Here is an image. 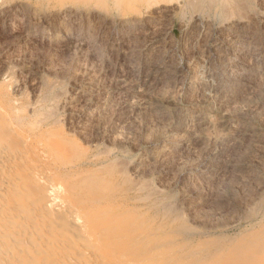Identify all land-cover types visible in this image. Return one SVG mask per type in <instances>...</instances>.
Segmentation results:
<instances>
[{"label": "bare ground", "instance_id": "bare-ground-1", "mask_svg": "<svg viewBox=\"0 0 264 264\" xmlns=\"http://www.w3.org/2000/svg\"><path fill=\"white\" fill-rule=\"evenodd\" d=\"M8 1L9 0H0V18L1 19H6L11 14H16L17 17H19L20 15L23 16V14H25V13H30L29 15H31L32 18H34V20L36 22L39 21L40 24H41V22L46 23V25L49 24L50 30H51V32L49 34H47V33H45V31H43L44 29H42V27L39 25V22L35 23L34 26L31 25L32 23L30 22L31 24L30 23L29 24L31 26H33V29L29 32V34H27L30 36V38L31 37L36 38V39H38V41L39 40H41V41L49 40L51 45L53 46V48L58 47L64 54H67V55L68 54L73 55L72 53L78 54V52L80 55L82 53L84 54L85 52H87L88 58L92 59V60H96V62L97 61L99 62V60H101V61L106 60L107 58H109L108 55H110L112 51L116 50V48H118L120 46V44L116 42L120 32H122L124 30H129V29H133V31L138 30L139 33H140V31H143L142 36H144V40H146L145 43L142 44L140 42V39H143V38H139L140 35L138 34V32H137V34L139 36H137L136 34H129L130 35L129 38L134 45L131 44V42H129V41H127V42L125 41V43H124V45L127 46V48L124 50V55H125L124 57L127 58L126 61L129 60L128 62H130L131 59L135 60L137 58V56H141V57L144 56L145 58H147L146 59L147 64L145 66L143 65L146 68L147 74L145 77H143L141 75L142 79L144 78V80H143L144 82H142L143 83L142 85L141 84L140 85H133L135 83L132 84V81L137 79L135 77H134L135 79L130 82L129 76L132 75V73L130 71H132L133 69L130 70V68H128V67H127L128 71L126 68H124V70L127 71L128 74L123 75V76L121 75V77H119L120 79L118 80V83L121 84L123 87L125 86V88L127 87L126 89H128L129 91L128 90H126V91L130 92L129 94H131V99H130V97L128 99V101L129 100L131 101L129 104L130 110L126 109L125 111L131 113V110L137 111V110L142 109L145 105H148V102H147V96L148 95H150L151 93H153L154 91H156L160 88L162 89V87L163 88L165 87V88H167L166 90H169L168 92H170V94L168 96V103L173 102L175 105L176 111L179 112V110L181 109L183 114H186L187 116L188 115L191 116L190 118L192 119V121H190V122L188 121L189 124L186 126V129L188 130L189 125H193V126H195L197 131H200V133H201V131H207V134L204 133V135L197 137L196 131H195V133H189L190 131L188 130L189 132L187 133L185 131L186 129L184 127V128H182V129H184L182 131L183 136L187 137L188 140L190 139V140L194 141L195 148H196V146H206L207 149L206 148L205 149L209 152V155H210L211 151H213L212 149H216V148H214V145L219 141V138L222 135L221 134V131H222L221 128H223L225 126L228 127V124L233 119V118L231 119V114H233L234 112L235 113L237 112V111H234V112L232 111V112H230L231 114L229 115L228 112L225 111L226 110V109H224L225 105L223 104L224 99L221 96L222 88H221L219 81L223 78L224 74L227 75V74L231 73L236 67L234 65H228V66L224 67L223 69H220V67L222 65H224V63L226 61H229V59L227 57H230L229 54L232 51H229V49H228L229 53L226 52L227 53L226 56H224V57L219 56L220 55L219 53L221 52L220 51V49H221L220 44H222L223 42L221 43V37L220 38L214 37L215 35L212 36V34L214 33L213 30H212V34L210 33L211 34L210 38H211V36L213 38L210 40H205V38L208 37L209 33L207 34V32H206L207 36H204L205 32H204V35H203V33H200L199 37L203 38V40L200 41L201 43H200L199 47L193 48V52L191 55H189L188 52H186L189 56L187 55V57H185V58H180V63H182V64H180L178 62L180 64V66L178 65L179 66V68H178V67H175L177 65H175L173 59L168 54L169 48L167 49V46L169 47L170 45H168L169 43L167 44V42L165 41L166 39L158 37V36L154 37L157 34H155L151 38L149 36V34L151 35V32H152V29L150 28V24L153 23V21L161 22L164 15H165V11H164L165 9L162 8L163 6L157 5L155 7H152V4L155 0H47L49 5H51V4L55 5L53 11L44 10L42 8L34 7L32 4L29 3V1H32V0H29V1L28 0L27 1L17 0L16 2H13V3H10ZM215 1L216 0H198V1L193 0L192 3L190 1H188V2L191 3L193 8H197L200 10V9L205 8L207 3H209V4L212 3V5H213V3ZM255 1H257V0H255ZM255 1L253 0V2H255ZM255 3H257V2H255ZM220 4L222 5L223 11L225 10V12L228 11L230 9V7L236 8L239 11H243V10L247 9V7H246L247 3L245 0H221ZM261 5L263 6V4H261ZM261 5H259L260 8L264 9V6L262 7ZM209 7L211 8L212 6L210 5ZM177 9L175 8V6L169 7L170 12L176 11ZM184 11H185V9H184ZM184 11H182V12H184ZM215 12H213L214 15H215ZM188 13H189V11H188ZM193 13H195V12H192V14ZM259 13H260V11H259ZM225 14L226 13H224V16H225ZM234 14L236 16V13H234ZM240 14L244 15V12H242ZM249 14H250V12H249ZM166 15H168V13ZM170 16H168V19H170ZM27 17H28V15H27ZM245 17H247V15ZM32 18L29 17L26 19H28V21H29V19H32ZM193 18H194L193 19V25H194L193 27L195 29L203 28L204 26L208 25L204 21V19H203L204 17L202 18L201 15H195V17H193ZM237 18H239V17H237ZM262 18H264V17H262ZM262 18H261V20H262ZM11 19H12V17H11ZM251 19H249V20L251 21ZM19 21H21V20H19ZM230 21H232V20H230ZM262 21H261V23H262ZM23 22H25V21H23ZM254 22H255V20H254ZM163 23H165V22H163ZM227 23H225V24H227ZM161 25H162V22H161ZM161 25H160V27H161ZM216 25H218V24H216ZM45 26H44V28H46ZM246 26L249 27L250 23L243 20L242 18L241 19H235L228 25V29H234V31H233L234 39L238 38V40H245V42L248 41V43H250V47H253L256 40H257L256 39L257 37L254 35L255 32L247 31V30H249V28H247V30H245ZM207 27H205V28H207ZM190 28H192V27H190ZM223 28H224V26H223ZM226 28H227V25H226ZM28 29H29V27H28ZM28 29L27 30L25 29V32H27ZM207 29H209V27ZM153 30H156V29L154 28ZM166 30L167 29H165V31ZM189 30H191V29H189ZM217 30H219V29L217 28ZM237 30H239V31H237ZM165 31H164V33H165ZM225 31H226V29H225ZM229 31H231V30H229ZM78 32L82 33L79 36V38L77 37L79 35V34H77ZM126 32L127 31H125V33ZM217 32L219 33V31H217ZM23 34H25V33H23ZM260 34H259V36H260ZM163 35H162V37H163ZM189 35H188V38H189ZM223 35H224V33H223ZM25 36H26V34H25ZM166 36L169 37L170 35H166ZM195 36H198V35H195ZM227 36L229 37V35H227ZM193 37H194V35H193ZM169 38H171V37H169ZM194 39H195V37H194ZM206 39H208V38H206ZM225 39H227V38H225ZM171 40H172V38L170 39V41ZM27 41H29V40H27ZM187 41L190 42V41H193V39L191 38V39L185 40L184 42L182 40V42L185 43L186 46H187V44H186ZM225 41H228V40H225ZM172 42H170L171 45H173ZM233 42H236V41L234 40ZM237 42L239 43V41H237ZM260 42H261V38H260ZM30 43H31V41H30ZM39 43H40V41H39ZM126 43H128V44H126ZM194 43H195V41H194ZM239 45H241V44H239ZM40 46H41V44H40ZM49 48H50V46H49ZM58 48L55 49V51L58 50ZM182 48L184 50L186 47L183 46V44H182ZM260 48H262V46ZM247 50H249V49L247 48ZM253 50H254V48H253ZM253 50L247 51L246 53L243 52V54L245 53L244 58H246V59L250 58V61L251 60L253 61V65L251 63L252 66H250L249 61H248L249 65L246 64L245 62L244 63L241 62V65L239 67L240 69H242L244 71H246V70L248 71L250 68L252 69L253 67L258 66V65L261 66L264 63V60H262V59L261 60L263 61V63L260 60L254 61L255 56H254ZM52 51H53V49H52ZM180 51L181 50H179V52ZM162 52L166 53V57H165V59L160 60V58L162 56L160 54ZM234 52H236V51H233V53ZM258 52H260V51H258ZM258 52H256V53L259 54ZM58 53H60V52H58ZM112 55H114V54L112 53ZM159 55H160V58H159ZM171 55H172V57L174 56L173 54H171ZM84 56H86V55L84 54ZM71 57H73V56H71ZM110 57L112 58L111 55H110ZM77 58L79 59V57H77ZM114 58H112V59H114ZM117 58L120 61V58L118 57V55H117ZM256 58H258V57H256ZM63 59H64V57H63ZM80 59H81V57H80ZM82 59H83V56H82ZM88 60L86 62H88ZM109 60H110V58L108 59V61ZM243 60H241V61H243ZM137 61H136V63H137ZM230 61L233 62V60H230ZM232 62H230V63H232ZM138 63L140 64L141 62H138ZM138 63H137V65H139ZM94 64L95 63H93L92 65H94ZM97 64L99 65V63H97ZM102 64H100V65H102ZM124 65L125 64H123V66ZM235 65H237V64H235ZM94 67H95V65H94ZM103 67H105V63L103 65ZM120 67H122V66H120ZM135 67H136V65L134 67H131V68H135ZM138 67H141V66H138ZM237 67H238V65H237ZM90 68H91V66H90ZM111 68H113V67H111ZM141 69H142V67H141ZM256 69H258V68L256 67ZM91 70H94V69L92 68ZM98 70H99V68H98ZM102 70H104V69H102ZM138 70H139V68H138ZM4 71H5V69H4ZM97 71H95V72H97ZM111 71H113V69H111ZM107 72H109V71H107ZM117 72H118V70H117ZM122 72H124V71L122 70ZM132 72H135V69ZM140 72H141V70H140ZM237 72H238V70H237ZM240 72H238V73H240ZM262 72H263V70H262ZM189 73L192 74V77L190 78L187 75L188 77H186V78L188 80L184 81L183 77ZM122 74H124V73H122ZM134 75L136 76L137 74H134ZM231 75H233V74L231 73ZM254 75H253V77H254ZM101 76H104V75H101ZM132 76H131V78H132ZM227 77H229V76H227ZM245 77H248V76H245ZM90 78H92V77H90ZM182 78H183V81H182ZM242 78H244V77H242ZM258 78H259V76H258ZM253 79H251V80H253ZM90 80H92V79H90ZM141 80L139 79L138 81L140 82ZM230 80L232 81V79H230ZM44 82L46 83L47 81L44 80ZM238 82L239 81L235 80L232 83H234V85H235L236 83L238 84ZM242 82H243V80H241V83ZM248 82H249V80H248ZM263 82L264 81H262V83ZM94 83H95V81H94ZM198 83H200V85H201L200 88L196 87L197 89H194V85L198 84ZM45 85H46L45 92L43 91L44 92L43 95L45 97L47 95L53 94L54 95L53 98L55 97L54 99L56 100L55 102L56 103L58 102L57 107L60 109L64 105H66V103L68 102L67 101L68 95H66V92L63 90H60L58 92V90H57V89H59V86H58L59 83L58 82L53 81L50 83H46ZM118 86H120V85H118ZM243 86L244 85L241 84V87H243ZM19 87H18V89H19ZM235 87H236V85H235ZM38 88H39V86H38ZM252 88H253V86H252ZM178 89L181 90V93H184L182 99L178 98V96H177L178 99L174 98V95H175L174 93H177ZM15 90H16V88H15ZM20 90H17V91H20ZM82 91H84V90H82ZM193 91L197 92L196 95H198V97L200 96V99H201V101H200L201 105L200 106H198L199 104L196 105L197 107L188 105L190 101L187 100V98H188L187 96L189 95L190 92H193ZM223 91H225L224 88H223ZM156 92H155V94H156ZM230 92H231V90H230ZM251 92H253V91L251 90ZM238 93L239 92H237V95H238ZM245 93L248 94L247 91H245ZM245 93L243 92V94H245ZM83 95H84V93H83ZM89 95H90V93H89ZM93 96H96V95L93 94ZM235 96H236V93H235ZM241 96H243V95L240 94V97ZM74 97L75 96H73V98ZM194 97H196V96H194ZM231 97H233V96H231ZM236 98H238V97H236ZM39 99H40V97H39ZM46 99H48V98H45L44 101ZM5 100L6 99H4V96L0 93V264H182L183 263L182 261H179L177 259L174 260L171 257L169 258L167 256V252H168V248H174L175 247V242L171 238V236L179 234L180 231H182V229L185 228V224H182L181 227L176 226L175 228H172V229L170 228V229L166 230V229H162V227H161V225L163 223H160L158 225L149 224L146 220L142 219V215H143L142 213H139V214L137 213V210H140L143 207L137 206L136 202H143L144 203L149 199V197L147 195H143V190H144L145 185L143 183L141 184L140 182H138V180L141 181L140 177H141V174L144 172L141 173L140 171H142L143 169L139 170L137 168L139 166L136 167L134 165L132 167L130 166V168L126 169L125 165H124L126 163L122 162V161H125L126 159L125 160L123 159L122 161L119 160L120 162L123 163L122 166L120 164L121 167H119V164H117L113 160H112L113 162H109L108 164H100L98 166L87 165L88 163H90V160L92 159V158H90L91 156H90L89 149L84 148L82 145L75 143L72 140V138L68 135V132L66 131V129L64 127H61V119H60L61 116L59 117V114L57 113L58 110H55L54 106L51 107L50 109H48V111L46 110L47 112H45V113L43 112L40 114H36V105L30 106L28 108H27L28 105H26L25 108H20L16 105L17 99L9 100L6 103H5ZM189 100H190V98H189ZM197 100H199V99H197ZM52 101H54V100H52ZM235 101H237V99ZM235 101L229 100L226 104L227 108L232 106V104H235ZM37 103H38V101H37ZM51 103H53V102H51ZM40 104H41V101H40ZM110 104H111V101H110ZM238 104H240V102H238ZM111 106H112V104H111ZM237 106H239V105H237ZM242 106H241V108H243ZM190 107L192 109H189ZM66 108H69L68 104H67ZM148 108H150V107H147V109ZM228 109L232 110V108H228ZM244 109H246V111L249 110V108H248V110H247V108H244ZM241 110H239L238 112H240ZM98 111H100V110H98ZM150 111H151V109H149V112ZM152 111H153V108H152ZM85 112H87V110ZM88 113H86V114H88ZM130 113L128 114V116L130 115ZM142 113L144 114L145 112H142ZM146 113H148V112L146 111ZM244 113H245V110H244L243 114ZM246 113H248V112H246ZM154 114L156 116V113H154ZM154 114H153V116H154ZM163 114H164V112H163ZM208 114L218 115V118H219L218 121L215 122V121L209 120L207 117ZM248 114H250V113H248ZM248 114H246V115H248ZM109 115H110V113H109ZM177 115H181V114L177 113ZM236 115L237 114H235L233 116H236ZM74 116H76V115H74ZM132 116L135 117V114L133 113ZM150 116H152V114ZM71 117L73 118V116H71ZM82 117H80V118H82ZM179 117H181V116H179ZM179 117H175L174 122H176L178 119L180 120ZM69 118H70V116H69ZM97 118H98V115H97ZM155 118H157V116ZM165 118H167V117H165ZM84 119H87V118H84ZM92 119H94V118H92ZM127 119H129V118H127ZM130 119H132V118H130ZM161 119H163V117ZM241 119H239V120H241ZM98 121H95V123ZM160 121L162 123V121H165V119L160 120ZM181 121H182V118H181ZM75 122H76V120H75ZM81 122H83V121H81ZM76 123L78 124V122H76ZM79 123H80V121H79ZM239 123H241V122H239ZM67 124H69V123H67ZM157 124L158 125L160 124L159 121ZM177 124H178V122H177ZM81 125H83V124H81ZM243 125L244 124H242V126ZM262 125H263V123H262ZM161 126H159V127H161ZM235 126H237V124ZM86 127H88V126H86ZM164 127H165V125H164ZM234 127L232 129H234ZM245 127L246 126H244V128ZM161 128H163V126ZM173 128H174V126L172 127V129ZM230 128H227V130ZM239 128H241V126H239ZM165 129L167 130V128H165ZM178 130H179V126H178ZM169 131L170 130H168V132ZM193 131H194V129H193ZM193 131H191V132H193ZM250 131L252 132L253 130L250 129ZM261 131H262L261 129L256 130L255 131L256 133L255 132L253 133L254 136L255 135L257 136L258 134L260 135ZM231 132H229V133H231ZM72 133H73V131H72ZM238 133H239V131H238ZM248 134H249V132H248ZM92 135H93V133H92ZM174 135L176 136V134H174ZM171 136H170V139H171ZM232 136H228V137L231 138ZM240 136H238V137H240ZM246 136H248V135H246ZM258 136H257V138H258ZM255 137H254V140H252V141H255V139H257ZM162 138H163V136H162ZM174 138H172V139H174ZM246 138H248V137H246ZM92 139L94 140V138H92ZM112 139L114 141V138H112ZM240 139H241V137H240ZM181 140H182V138H181ZM246 140H248V139H246ZM249 140H251V139H249ZM85 141H86V138H85ZM235 141H237V140H235ZM235 141L234 142L232 141L233 142L232 144H234ZM260 141H261V139H260ZM86 142H88V141H86ZM89 142H90V140H89ZM96 142H98V141H96ZM108 142H110V140ZM119 142L123 143V141H120V140H119ZM119 142H118V144H119ZM164 142H166V141L164 140ZM223 142H224V140H223ZM230 142H231V140L229 141V144H230ZM263 142H264V140H263ZM151 143H152V141H151ZM151 143H150V145H151ZM157 143H160V142H157ZM179 143H180V141H179ZM186 143H188V142H186ZM237 143L235 145H237ZM92 144L94 145V142ZM113 144H114V142H113ZM225 144L227 146V143H225ZM222 145H223V143H222ZM222 145H221V147H222ZM165 146L166 145H164V147ZM229 147H230V145H229ZM241 147H243V146H241ZM178 148H180V147H178ZM195 148L192 147V151ZM185 149H188V148H185ZM157 150H159V148ZM177 150H174V151H177ZM198 150L200 151V148ZM141 151H143V150H141ZM201 151H202V149H201ZM207 151H206V154H207ZM222 151H223V147H222ZM181 152H179V153L181 154ZM183 152H184V150H183ZM177 153L178 152H176V154ZM218 153L216 152L215 155ZM151 154H153V153H151ZM187 154H190V153L187 152ZM103 155L108 157L109 155H111V151H107V152L105 151V153L96 154V156L94 157L97 160L96 162H98V160ZM196 155H198V153ZM209 155L208 156L206 155V156L209 158ZM139 157H140V155H139ZM190 157H192V156H190ZM155 160H157L156 157H155ZM155 160H153V161H155ZM149 161H151V160L149 159ZM128 165H126V166H128ZM143 165H145V164H142L141 166L143 167ZM148 165H149V163H148ZM242 165H244V163ZM246 165H248V164H246ZM240 166H238V167H240ZM229 167H231V166H229ZM248 167H249V165H248ZM146 168H145V170H146ZM150 169H153V168L149 167L148 168L149 171L148 170H146V171L150 173ZM250 169H251V167L249 168V171H250ZM243 170H244V168H243ZM128 173H131L132 175H134V178H136V180H137L136 184L134 182V185L131 186L130 188L125 187V183H126L125 178H126V175H128ZM131 174H129V176ZM143 175L146 176L145 173ZM189 175H190V173H189ZM129 182H131V181H129ZM245 183H246V181H245ZM147 186H149V185H147ZM159 186L161 187L163 185H159ZM145 189H147V188H145ZM130 191L134 192V195L136 196L135 203L129 202L127 200L125 201L124 196H125V194L130 193ZM262 191H264V190L262 189L261 192ZM162 192L163 191H161V193ZM150 194H151V192H150ZM253 195H255V194H253ZM172 197H173V195H172ZM159 199L155 200L154 202L155 203L160 202ZM255 199L256 198H254V200ZM254 200H252V201H254ZM260 200H261V198H260ZM252 201L250 202L251 204H252ZM256 202H257V200H256ZM191 204H192V202H191ZM262 204L263 203L261 200V203H259V204L256 203L255 208L258 210V208H260ZM196 205H198L197 202H196ZM178 206H180V204ZM184 207H185V205H184ZM185 209H186V207H185ZM196 210H197V208H196ZM196 210H194V212ZM247 210H248V208H247ZM161 211H162V209H161ZM163 212H164L165 218H172L173 217L175 221L180 220L179 216L182 215V213H181V215L178 214L179 207H170L169 205L165 206ZM184 214H185V212H184ZM244 214H246V213H244ZM185 215H187V214H185ZM185 215L183 218H185ZM262 215H264V214H262ZM192 216H194V215H192ZM231 219H232V217H231ZM235 221H237V220H235ZM205 224H207V223H205ZM213 226H215V225H213ZM189 230H191V229H189ZM247 235L244 238L241 237L242 239H239L238 241L233 243L229 248L225 249L221 253H219L217 255L207 256V257L201 256L198 258V261H195V262L197 264H264V227L262 229L258 230L257 232L252 233L251 235H248V236ZM204 238L205 237H203V240H204ZM201 243L204 244L205 242H201ZM207 243H209V242H207ZM207 248L208 247L203 248L202 251H204V252L207 251L206 250ZM186 264H194V263L191 261H188V262H186Z\"/></svg>", "mask_w": 264, "mask_h": 264}, {"label": "rangeland", "instance_id": "rangeland-1", "mask_svg": "<svg viewBox=\"0 0 264 264\" xmlns=\"http://www.w3.org/2000/svg\"><path fill=\"white\" fill-rule=\"evenodd\" d=\"M16 1L17 0H9L8 2L13 3ZM24 1H27V0H24ZM188 1H190L191 3L193 2V0H155L152 4V7H155L157 5L163 6L162 8L165 9L164 10L165 15L163 17L164 20L162 19V21H161L162 25H161V22H158V21H156V22L153 21V23H151L152 25L150 24V28L152 29V32H151V35L149 34V36L151 38L155 34H157L154 37L158 36V37L166 39L165 41L167 42V44L169 43L168 45H170L169 47L167 46V49L169 48L168 54L173 59L175 65H177L175 67H178V68H179L180 64H182V63H180V58H185V57H187L188 54L191 55L193 52V48L199 47V45L201 43L200 41L203 40V38L199 37L200 33H203V35H204V32H205L204 36H207V34L209 33L208 37H206L208 39L205 38V40L212 39L213 35H215L214 37H219V38L221 37V43L223 42L222 43L223 45L220 44V46H221V49L222 48L223 49L222 50L220 49V51L221 52L223 51V52L221 53L219 51L220 52L219 56L224 57L227 55V53H229V51H232L229 54V56L232 59L230 57H227L229 59V61H226L224 63V65H222L220 67V69H223L224 67H226L228 65H234L236 68L231 72L233 75H231V73H229L227 75L224 74L223 78L219 81V83H220L221 88H222L221 96L224 99L223 104L225 105V107H224V109H226L225 111L228 112L229 115L231 114L230 112H232V111L233 112L237 111V112L236 113L234 112L233 114H231V119L232 118L233 119L228 124V127L225 126V127H223L224 129L221 128V130H222L221 134L222 135L224 134V135L223 136L221 135V137L219 138V141H218L219 143L217 142L214 145V148H216V149H212L213 151H211L210 155H209V152L206 150L207 149L206 146H196V148H195L194 141H192L190 139H189L190 140L189 141L187 137L183 136L182 131L184 129H182V128L185 127V129H186V126L189 124L190 121H192V119L190 118L191 117L190 115L187 116L186 114H183L181 109L179 110V112L176 111L175 105L173 102L168 103V96H169L170 92H168L169 90H166L167 88L162 87V89L160 88L161 90L160 89L156 90L158 93L156 91H154L153 93L148 95L147 96L148 105H145L144 106L145 108L143 107L142 109L137 110V111L131 110V113L125 111L126 109L130 110L129 104L131 101L130 100L128 101V99H129V97L131 99V94H129L130 93V92H128L129 90L126 89L127 87L125 88V86L123 87L121 84L118 83V80L120 79L119 77H121V75L122 76L127 75L128 74V72H127L128 68H130V70L133 69L132 71H134V69H135V72L130 71L133 75V76L132 75L129 76L130 82L132 80H134L135 78H137L138 80L139 79L141 80L142 76L145 77L147 74L146 68L144 67L147 64L146 63L147 58H145L144 56H142V57L137 56V58L135 60L131 59L132 61L130 60V62H128L129 60L126 61L127 58L124 57L125 56L124 50L127 48V46L124 45V43H125V41L126 42L129 41V42H131V44H133L129 38V36H130L129 34H136L137 36L140 35L139 38H143V39H140V42L142 44L145 43L146 40H144V36H142L143 31H140V33H139L138 30L133 31V29H129L130 31L124 30V31H122L123 33L120 32V34L116 40V42L119 43L120 46L118 48H116V50L112 51L110 54L112 56V58L115 57L114 58L115 60L112 59L110 57V55H108V57L110 58L109 61H108L109 58H107L104 61L99 60V62L98 61L96 62V60H92V59L88 58L87 52L84 53L87 57L84 56L83 53L79 55V52H78V54L72 53L73 55H69V54L67 55V54H64L58 47L57 48L59 51L58 50L55 51V49H57V48L56 47L53 48V46L51 45L49 40H45V41L39 40L40 41V43H39L38 39L32 38V37H31L32 38L31 39L30 36L27 34H29V32L33 29L34 24L38 23L39 21L36 22L34 20V18H32V16L29 15L30 13H25V14H23V16L20 15L21 16V17L19 16L20 18L17 17L16 14H11L9 16L10 18L9 17L6 18L7 20L0 18V20L2 21V22L0 21L2 23V24L0 23V70H1L0 71V93L4 96V99H6L5 103L8 102L9 100L17 99L16 105L20 108H25L26 105H28L27 108L30 106L36 105V114H40L43 112L45 113L48 111V109H50L51 107L54 106L55 110L59 111V112L57 111V113L59 114V117L61 116V118H60L61 119V127H64L66 129V131L68 132V135L72 138V140L75 143L80 144L84 148L89 149L90 156H91L90 158H92V159L90 160V163H88L87 165L98 166L100 164H108L109 162L115 161L117 164H119V167H121L123 165V163L125 162L126 164H124V165H125L126 169L130 168V166L132 167L133 165L136 167L139 166L140 168L137 167L139 170L143 169L144 171L142 170L140 172L141 173L144 172L146 174V176L143 175L144 173H142L141 177H140L141 181L138 180V182H140L141 184L143 183L145 185L144 190H143V195H147L149 197V199L144 203L143 202H136L137 206L143 207L142 209L137 210V213L138 214L142 213L143 214L142 219L146 220L149 224L158 225L160 223H163L161 225V227H162V229H166V230H168L170 228L171 229L175 228L176 226L181 227L182 224H185L186 229L184 228V229H182V231H180L179 234L171 236V238L175 242V247L174 248H168L167 256L169 258L171 257L174 260L177 259L179 261H182L183 262L182 264H186V262H188V261H191L194 264H197L195 261H198L199 257H201V256L207 257V256H211V255H217V254L221 253L222 251H224L225 249L229 248L233 243H235L239 239L246 237L247 234L251 235L252 233L257 232L258 230H260L264 227V225H263L264 224V215H262V214H264V199H263L264 198V191L261 192L262 189L264 190V144H263L264 143L263 142V140H264V136H263L264 135V133H263L264 132V89H263L264 85L263 84H264V82L262 83V81H264V76H263L264 75V63L262 61V60H264V39H263L264 38V26H263L264 25V20H263L264 18H262V17H264V11H263L264 9L260 8V6H259L261 4H263V6H264V0H257V1L254 0L257 3L253 2V0L252 1L251 0H245L247 3V6H246L247 9L246 10L239 11L236 8L230 7V9L226 12H225V10L223 11L222 5L220 4L221 0H216L213 3V5H212V3L211 4L207 3L205 8H203L204 10L203 9L199 10L197 8H193L191 3ZM29 3L32 4L36 8H42L44 10H49V11H53L54 7H55L54 4L49 5L47 0H32V1H29ZM210 5L212 6L211 8L209 7ZM173 6H175V8L176 9L178 8V9L176 11L170 12L169 7H173ZM184 9H185V11H184ZM182 11H184V12H182ZM188 11H189V13H188ZM259 11H260V13H259ZM192 12H195V13L197 12V13L192 14ZM213 12H215V15ZM242 12H244V15L240 14ZM249 12H250V14H249ZM167 13H168V15H166ZM224 13H226L225 16H224ZM234 13H236V16ZM27 15H28V17H27ZM195 15H201L202 18L204 17L203 19L209 25V26L207 25L209 27V29H207L208 28L207 26H204L203 28L195 29L193 27L194 26L193 25V19H194L193 17H195ZM246 15H247V17H245ZM168 16H170V19H168ZM11 17H12V19H11ZM29 17L32 19H29V21H28V19H26V18H29ZM237 17H239V18H237ZM21 18L22 19L24 18V19L22 20ZM241 18L243 20L247 21L248 23H250L251 27L246 26L245 30H247V28H249V30H247V31L255 32L254 35L257 37L256 38L257 40H256L253 47H250V43H248V41H246L247 42L246 43L245 40H238V38L234 39V35H233L234 29H228V25L233 20L241 19ZM261 18L263 21L261 20ZM249 19H251V21ZM253 19L255 20V22ZM19 20H21V21H19ZM230 20H232V21H230ZM23 21H25V22H23ZM261 21H262V23H261ZM163 22H165L166 24ZM29 23L33 26H31ZM225 23H227V24H225ZM216 24H218V25H216ZM39 25L42 27V29H44L43 31H45V33L49 34L51 32L49 24L46 25V23H44V22H41V24H40V22H39ZM160 25H161V27H160ZM226 25H227V28H226ZM44 26L46 28H44ZM223 26H224V28H223ZM28 27H29V29H28ZM190 27H192V28H190ZM205 27H207V28H205ZM154 28L156 30L158 28L159 29L156 31V30H153ZM217 28L219 30H217ZM25 29L26 30L28 29V31L25 32ZM165 29H167V30L165 31ZM189 29H191V30H189ZM225 29L227 32L225 31ZM212 30L214 31L213 34H212ZM229 30H231L232 32ZM125 31H127V32L125 33ZM164 31H165V33H164ZM217 31H219V33ZM237 31H239V30H237ZM137 32L139 35L137 34ZM206 32H207V34H206ZM23 33H25L26 36ZM210 33L212 34L211 38H210V35H211ZM223 33H224V35H223ZM77 34H79L77 36L79 38V36L82 33L78 32ZM259 34H260V36H259ZM162 35H163V37H162ZM166 35H170L169 37H171L172 40L170 41L171 38H169ZM188 35H189V38H188ZM193 35H194L195 39H194ZM195 35H198V36H195ZM227 35H229V37ZM191 38L193 39V41H190V42L187 41V43H186L187 46H186L185 43H183V42L185 40H188ZM225 38H227V39H225ZM260 38H261V42H260ZM233 39L236 42L239 41V43L237 42L238 43L237 44L236 42H233L234 41ZM27 40H29V41H27ZM182 40H183V42H182ZM225 40H228V41H225ZM30 41H31V43H30ZM169 41L170 42L173 41L172 42L173 45H171V43ZM194 41L196 44L194 43ZM40 44H41V46H40ZM126 44H128V43H126ZM182 44H183V46L186 47L185 48L186 50L184 49L185 51L182 48ZM239 44H241V45H239ZM49 46H50V48L51 47L52 48L50 49ZM223 46L224 47L226 46L227 48L226 47L224 48ZM261 46H262V48H260ZM173 47L174 48L176 47V48L174 49ZM247 48L249 50H247ZM253 48H254V50H253ZM52 49H53V51H52ZM178 49L181 50L180 51L181 53L179 52ZM228 49H229V51H228ZM250 50H253V52H254V56H255L254 61L260 60L263 64L261 66L260 65L255 66L252 69L250 68L248 70L249 71L248 72L247 70L244 71V70L240 69L239 67L241 65V62H243V63L245 62L246 64H248V61H249L250 66L253 65V61L252 60L250 61V58H247V59L244 58V54ZM57 51L60 53H58ZM233 51H236L237 53L234 52L235 53L234 54ZM258 51H260V52H258ZM186 52H188V54ZM243 52H245V53L243 54ZM256 52H258L259 54H257ZM112 53L114 55H112ZM171 54H173L174 55L173 57L174 58L176 57V58L174 59ZM117 55L120 58L121 62L117 58ZM160 55H162L161 58H160ZM160 55H159L160 60L165 59V57H166L165 52H162ZM71 56H73V57H71ZM82 56H83V59H82ZM63 57H64V59H63ZM77 57H79V59ZM80 57H81V59H80ZM256 57H258V58H256ZM86 59L87 60L89 59L92 63L89 60H88V62H86L87 61ZM243 59L244 60L246 59V60L244 61ZM230 60H233V62ZM241 60H243V61H241ZM136 61H137V63L138 62H141V63L140 64L138 63L139 65H137ZM228 62L229 63L232 62L233 64L232 63L229 64ZM93 63H95L94 65L96 68L94 67V65H92ZM97 63H99V65ZM104 63H105V67H103ZM251 63H252V65H251ZM100 64H102V65H100ZM123 64H125V65L123 66ZM235 64H237L238 67ZM135 65H136L135 68H131V67H134ZM90 66H91V68H90ZM110 66L113 68H111ZM120 66H122V67H120ZM138 66H141L142 69H141V67H138ZM137 67L139 68V70ZM256 67L258 69H256ZM92 68L94 70H91ZM98 68L100 71L98 70ZM124 68H126L127 71H125ZM4 69H5V71H4ZM102 69H104V70H102ZM111 69H113V71H111ZM236 69L238 70V72H240V71L241 72L238 73ZM117 70H118V72H117ZM122 70L124 72H122ZM140 70H141V72H140ZM262 70H263V72H262ZM95 71H97V72H95ZM107 71H109V72H107ZM122 73H124V74H122ZM134 74H137L136 75L137 77ZM101 75H104V76H101ZM187 75L190 78L192 77L191 73L186 74L183 77L184 81L188 80L186 78V77H188ZM253 75H254V77H253ZM131 76L133 79L131 78ZM227 76H229L230 78ZM245 76H248V77H245ZM258 76H259V78H258ZM90 77H92V78H90ZM242 77H244L245 79ZM183 78H182V81H183ZM90 79H92V80H90ZM137 79H135L136 81L134 80L135 82L132 81V84L135 83L133 85H140V84L142 85L143 84L142 82H144L143 81L144 78L140 82ZM230 79H232V81ZM234 79L236 81H239L238 84L237 83L235 84L236 87H235L234 83H232L235 81ZM251 79H253V80H251ZM44 80L47 81L46 83H50L53 81L58 82L59 83V85H58L59 89H57L58 92L60 90H63L66 92V95H68L67 96L68 102L63 107L61 106L62 107L61 109L57 107L58 102L57 103L55 102L56 100L54 99L55 97L53 98V96H54L53 94L47 95L46 97L43 95L45 92V89H46V85H45L46 83L44 82ZM93 80L95 81V83ZM241 80H243L242 83H241ZM248 80H249V82H248ZM241 84L244 85L245 87L244 86L241 87ZM118 85H120V86H118ZM195 85H194V89H197L196 87L200 88V86H201L200 83L195 84ZM38 86H39V88H38ZM252 86H253V88H252ZM18 87H19V89H18ZM15 88H16V90H15ZM223 88L225 91H223ZM17 90H20V91H17ZM82 90H84V91H82ZM126 90H128V91H126ZM230 90H231V92H230ZM251 90L253 92H251ZM245 91H247L248 94H246ZM155 92L157 95L155 94ZM237 92H239L243 96L240 97V94L238 93V95H237ZM243 92L245 94H243ZM83 93H84V95H83ZM89 93H90V95H89ZM177 93H174L175 94L174 98L175 99H178V98L182 99L184 93H181V90H179V89H178ZM196 93H197L196 91H193V92H190L189 95L187 96L188 97L187 100L190 101L188 104L189 106H196L198 104H199L198 106L201 105L200 104V101H201L200 96L198 97V95H196ZM235 93H236V96H235ZM93 94L96 96H93ZM193 95L196 97H194ZM43 96L45 98H48V99H46L44 101L45 98ZM73 96H75V97L73 98ZM177 96H178V98H177ZM231 96H233V97H231ZM39 97H40V99H39ZM236 97H238V98H236ZM244 97L245 98L247 97V98L245 99ZM189 98H190V100H189ZM197 99H199V100H197ZM236 99H237V101H235ZM52 100H54V101H52ZM229 100L235 101V104H232V106L228 107V108H232V110L228 109L227 105H226ZM37 101H38V103H37ZM40 101H41V104H40ZM110 101H111L112 106L110 104ZM51 102H53V103H51ZM238 102H240L241 105L238 104ZM67 104H68L69 108H66ZM236 104L239 106H237ZM125 106L126 107L128 106V107L126 108ZM241 106L243 108H241ZM147 107H150V108L147 109ZM152 108H153V111H152ZM244 108H247V110L249 108V110L246 111V109H244ZM88 109L89 110L91 109V110L89 111ZM149 109H151L152 112L151 111L149 112ZM189 109H192V108L190 107ZM86 110H87V112H85ZM98 110H100V111H98ZM239 110H241L240 111L241 113L238 112ZM244 110H245V113L243 114ZM146 111L148 113H146ZM132 112L135 114V117H133L134 115L132 116V114H133ZM142 112H145V113L143 114ZM153 112L156 113L157 118H155L156 116ZM163 112H164V114H163ZM246 112H248L250 114H248ZM86 113H88V114H86ZM109 113H110V115H109ZM129 113L131 116L130 115L128 116ZM177 113H179L181 115H177ZM151 114H152V116H150ZM153 114H154V116H153ZM235 114H237V115L233 116ZM246 114H248V115H246ZM74 115H76V116H74ZM97 115H98V118H97ZM163 115L167 118H165ZM69 116L71 119L69 118ZM71 116H73V118ZM82 116L84 118H87V119H84ZM179 116H181V117H179ZM80 117H82L83 119ZM126 117L129 119L130 118H132V119L129 120ZM162 117H163V119H161ZM175 117H179L180 120L178 119L176 122H174ZM207 117L209 120L215 121V122L218 121V119H219L218 115H216V114H208ZM92 118H94V119H92ZM181 118H182V121H181ZM164 119H165V121H162V123H163L162 124L160 120H164ZM239 119H241V120H239ZM75 120H76V122H78V124L75 122ZM157 120L160 123L159 125L157 124L158 123ZM79 121H80V123H79ZM81 121H83V122L85 121V122L83 123ZM95 121H98V122L95 123ZM177 122H178V124H177ZM239 122H241L244 125L242 126V124ZM67 123H69V124H67ZM262 123H263V125H262ZM81 124H83L84 126ZM236 124H237V126H235ZM161 125L163 126L164 129L161 128L162 127ZM164 125H165V127H164ZM238 125L241 126V128H239ZM86 126H88V127H86ZM159 126H161V127H159ZM173 126H174V128L172 129ZM178 126H179V130H178ZM232 126L233 127L235 126L234 129H232L233 128ZM244 126H246V127L244 128ZM165 128H167V130ZM227 128H230V129L227 130ZM193 129H194V131H193ZM250 129L253 131L251 132ZM260 129L263 132L262 131L260 132V135L262 137L259 134L258 135L260 137L257 135L259 138L258 139L257 136L255 135L256 136L255 137L253 133L256 130H260ZM71 130L73 131V133ZM168 130H170L171 132L170 131L168 132ZM188 130L186 129L185 131L187 133L188 132L189 133H195V131H196L197 137L204 135V133L207 134V131H201V133H200V131H197L195 126H193V125H189ZM191 131H193V132H191ZM238 131H239V133H238ZM229 132H231L232 134ZM248 132L251 136L248 134ZM92 133H93V135H92ZM174 134H176V136ZM246 135H248V136H246ZM162 136H163V138H162ZM170 136H171V139H170ZM228 136H232V137L230 138ZM238 136H240L241 139ZM246 137H248V138H246ZM254 137L257 139H255V141H252V140H254ZM85 138H86V141H88V142L85 141ZM92 138H94L95 141ZM112 138H114V141ZM172 138H174V139H172ZM181 138H182V140H181ZM245 138L248 140H246ZM163 139L166 142H164ZM227 139L229 141L231 140L230 144H229V141ZM249 139H251V140H249ZM260 139L262 142L260 141ZM89 140H90V142H89ZM109 140L111 143L108 142ZM119 140L123 141V143L122 142L120 143ZM223 140H224V142H223ZM235 140H237V141H235ZM96 141H98V142H96ZM151 141L153 144L151 143ZM179 141H180V143H179ZM232 141L233 142L235 141V143L232 144L233 143ZM93 142H94V145L92 144ZM113 142H114V144H113ZM118 142H119V144H118ZM157 142H160V143H157ZM186 142H188V143H186ZM221 142L223 143L224 146L222 145ZM150 143H151V145H150ZM225 143H227V146ZM236 143H237V145H235ZM164 145H166V146L164 147ZM221 145L223 147V151H222ZM229 145H230V147H229ZM241 146H243V147H241ZM155 147L157 149L159 148V150H157ZM178 147H180V148H178ZM192 147L195 148L193 151H192ZM185 148H188L189 150L185 149ZM199 148H200V151L198 150ZM201 149H202V151H201ZM141 150H143V151H141ZM174 150H177V151H174ZM183 150H184V152H183ZM105 151L106 152L111 151V155H109L108 157L103 155L98 160V162H96L97 160L94 158L96 156V154L105 153ZM186 151L190 154H187ZM206 151H207V154H206ZM176 152H178V153L176 154ZM179 152H181V154ZM216 152L217 153L219 152V153L215 155ZM151 153H153V154H151ZM197 153H198V155H196ZM139 155H140V157H139ZM206 155L207 156L209 155V158ZM190 156H192L193 158ZM155 157L157 158V160H155ZM123 159L124 160L126 159L127 161L126 160L122 161ZM149 159L152 162L149 161ZM119 160L122 161L123 163L120 162ZM140 160L142 162L143 161L144 162L142 163ZM153 160H155V161H153ZM141 163L145 164L146 166L143 165V167H142ZM148 163H149V165H148ZM243 163H244V165H242ZM120 164H121V166H120ZM246 164H248L249 167ZM126 165H128V166H126ZM229 166H231V167H229ZM238 166H240V167H238ZM144 167L145 168L147 167L146 170H148L149 167L153 168V169H150V173H149L145 170ZM250 167H251V169L249 171ZM243 168H244V170H243ZM189 173H190V175H189ZM129 174H131V173H128V175H126V178H125L126 179L125 180V182H126L125 187H128V188L133 186L134 182L136 184V181H137L136 178H134V175L131 174L129 176ZM129 181H131V182H129ZM245 181H246V183H245ZM147 185H149L150 187ZM159 185H163V186L160 187ZM165 187L166 188L168 187V188L166 189ZM145 188H147V189H145ZM160 190L163 192L161 193ZM150 192H151V194H150ZM253 194H255V195H253ZM172 195H173V197H172ZM124 198H125V201L127 200V201L132 202V203H135V201H136L135 200L136 196L134 195V192H132V191H130V193H128V194H125ZM254 198H256V199L254 200ZM260 198H261L263 204L257 210L255 208V206H256V203L257 204L261 203ZM158 199L160 200V202L155 203L154 201L158 200ZM252 200H254V201H252ZM256 200H257V202H256ZM198 201L199 202L201 201V202L199 203ZM251 201H252V204L250 203ZM191 202H192V204H191ZM196 202L198 205H196ZM179 204H180V206H178ZM168 205L170 207H179L180 213L178 212V214L181 215V213H182V215L179 216L180 220L175 221L173 217L172 218H165L163 210H164L165 206H168ZM184 205H185L186 209H185ZM196 208H197V210H196ZM247 208L249 211L247 210ZM161 209H162V211H161ZM194 210H196V211L194 212ZM184 212L187 215H185ZM244 213H246V214H244ZM184 215H185V218H183ZM192 215H194V216H192ZM231 217H232V219H231ZM235 220H237V221H235ZM205 223H207V224H205ZM213 225H215V226H213ZM187 229L188 230L191 229V230L188 231ZM203 237H205L204 240H203ZM201 242H205L204 243L205 245L202 244ZM207 242H209V243H207ZM205 247H208V248L206 249L207 251L204 252V251H202V249Z\"/></svg>", "mask_w": 264, "mask_h": 264}]
</instances>
